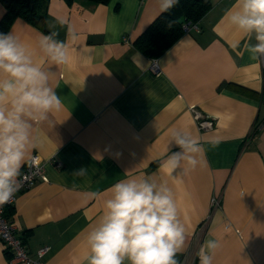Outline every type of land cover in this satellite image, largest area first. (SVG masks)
<instances>
[{"label": "crops", "instance_id": "1", "mask_svg": "<svg viewBox=\"0 0 264 264\" xmlns=\"http://www.w3.org/2000/svg\"><path fill=\"white\" fill-rule=\"evenodd\" d=\"M210 3L196 27L156 58L158 72L133 42L161 13L159 0H49L43 29L12 20L4 33L30 46L63 105L34 125L38 147L30 156L42 158L48 180L18 192L7 210L30 257L45 248L46 264H83L86 233L111 186L143 175L166 180L175 193L187 229L177 262L199 264V248L214 238L221 247L213 264H264V56L253 58L245 45L255 39L225 20L236 0ZM5 12L0 4V20ZM57 17L70 20L77 39ZM51 31L68 44L69 64L54 65L39 51L40 34ZM193 106L212 128L198 126ZM174 127L202 144L195 170H167L169 148L178 150L169 145ZM91 192L98 195L89 199ZM0 264L22 263L0 242Z\"/></svg>", "mask_w": 264, "mask_h": 264}, {"label": "clouds", "instance_id": "2", "mask_svg": "<svg viewBox=\"0 0 264 264\" xmlns=\"http://www.w3.org/2000/svg\"><path fill=\"white\" fill-rule=\"evenodd\" d=\"M179 0H159L161 12ZM225 20L255 44L245 47L253 58L264 56V0H236ZM56 23L66 27L70 39L77 32L67 17ZM59 33H41L37 47L54 65L71 62L68 44ZM239 44H233V48ZM30 46L13 31L0 33V206L10 202L20 187L21 168L38 147L34 125L48 121L59 112L61 98L50 85V71L33 58ZM171 151L165 161L170 174L195 170L200 164L202 144L197 136L181 128L169 129ZM84 170L78 173L83 174ZM177 179V176H173ZM104 210L87 231L88 249L83 264H177L176 256L185 246L187 229L182 223L173 188L166 180L143 175L128 176L109 189ZM98 193L88 194L94 199ZM221 247L214 238L204 241L197 252L199 264H213Z\"/></svg>", "mask_w": 264, "mask_h": 264}, {"label": "trees", "instance_id": "3", "mask_svg": "<svg viewBox=\"0 0 264 264\" xmlns=\"http://www.w3.org/2000/svg\"><path fill=\"white\" fill-rule=\"evenodd\" d=\"M70 3L72 0H65ZM106 2L107 0H96ZM49 0H0L6 12L0 20V33H4L15 17H21L38 28H44L45 10ZM210 0H179L166 12H161L134 40V47L156 59L185 32L184 23H197L210 9Z\"/></svg>", "mask_w": 264, "mask_h": 264}, {"label": "built area", "instance_id": "4", "mask_svg": "<svg viewBox=\"0 0 264 264\" xmlns=\"http://www.w3.org/2000/svg\"><path fill=\"white\" fill-rule=\"evenodd\" d=\"M195 27L196 23L188 22L183 24L185 32ZM150 69L154 72L159 71L156 59H152ZM192 113L200 128H212L213 119L210 116L201 113L194 106L192 107ZM31 157L35 158V162L26 160L22 166L18 191L14 194L10 202L0 206V242L3 244L4 251L11 255L13 262L22 264H46L43 260L46 249L41 248L37 251L36 257H30L22 237L16 235L17 228L13 219L7 213V210L14 205L18 192L30 188L37 182L48 180L42 158L37 153L32 154ZM58 165H61V163L59 162ZM217 203V199L212 201L213 206H216ZM177 264H185V261L180 260Z\"/></svg>", "mask_w": 264, "mask_h": 264}]
</instances>
